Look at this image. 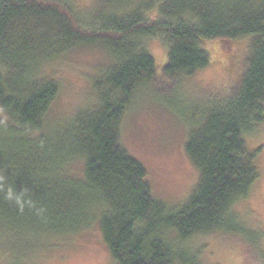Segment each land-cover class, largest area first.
I'll use <instances>...</instances> for the list:
<instances>
[{
  "label": "trees",
  "instance_id": "16d2710c",
  "mask_svg": "<svg viewBox=\"0 0 264 264\" xmlns=\"http://www.w3.org/2000/svg\"><path fill=\"white\" fill-rule=\"evenodd\" d=\"M153 38L172 80L209 66L206 41L245 43L234 82L189 114L183 150L197 178L177 207L153 195L121 141L136 94L158 86ZM98 46L110 60L89 76L94 102L48 125L59 86L40 71ZM0 112V229L48 234L21 260L0 248V264H35L92 226L113 264H200L191 239L249 233L232 210L259 177L245 137L264 122V0H0Z\"/></svg>",
  "mask_w": 264,
  "mask_h": 264
},
{
  "label": "rangeland",
  "instance_id": "374dc122",
  "mask_svg": "<svg viewBox=\"0 0 264 264\" xmlns=\"http://www.w3.org/2000/svg\"><path fill=\"white\" fill-rule=\"evenodd\" d=\"M204 46L213 47L208 67L191 77L162 79L165 76L162 67L167 61L166 45L159 38L150 39L157 70L154 81L158 86L147 85L136 94L121 124L124 148L146 168L153 195L172 207L184 201L197 178L183 150L189 114L208 95L221 94L229 88L243 63V41H206ZM109 60L102 47L77 48L60 54L40 71V77H51L59 86L58 96L45 118L48 125L64 121L74 110L80 111L94 102L87 89L89 76L94 66ZM0 117L5 118L1 112ZM245 138L250 148L259 150L256 160L259 177L248 196L232 211L249 233L243 237L214 233L191 239L185 246L198 252L200 264H264V122ZM46 235L42 230L32 231L28 227L9 232L0 229L3 238H0V248L21 260L32 247L43 251L48 243L40 239ZM58 243L63 244L43 253L35 264H113L96 226Z\"/></svg>",
  "mask_w": 264,
  "mask_h": 264
}]
</instances>
